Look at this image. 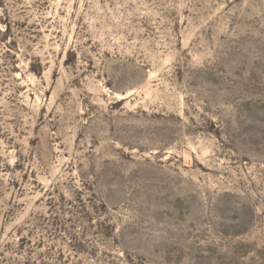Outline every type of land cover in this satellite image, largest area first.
Here are the masks:
<instances>
[{"label":"rangeland","instance_id":"rangeland-1","mask_svg":"<svg viewBox=\"0 0 264 264\" xmlns=\"http://www.w3.org/2000/svg\"><path fill=\"white\" fill-rule=\"evenodd\" d=\"M0 264H264V0H0Z\"/></svg>","mask_w":264,"mask_h":264}]
</instances>
